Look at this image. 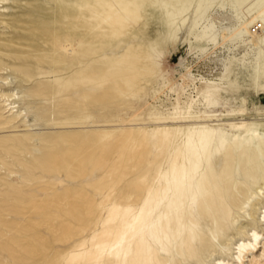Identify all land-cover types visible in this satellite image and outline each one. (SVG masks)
I'll return each mask as SVG.
<instances>
[{
  "label": "rangeland",
  "instance_id": "1",
  "mask_svg": "<svg viewBox=\"0 0 264 264\" xmlns=\"http://www.w3.org/2000/svg\"><path fill=\"white\" fill-rule=\"evenodd\" d=\"M60 1L0 3L9 23L0 24V93L12 94L15 106L7 112L0 99V123L23 111L0 124V264H159L135 251L130 231L126 261L112 253V225L117 233L132 225L129 218L123 223L133 208L121 196L140 189L145 167L150 182L159 180V166V175L165 173L167 161L160 163L156 151L161 142L181 145L187 131L208 120L228 140L248 141L264 122V36L249 33L264 25V1L184 0L183 8L174 3L171 19L166 12L175 0L149 5L140 29L126 27L119 38L99 29L110 40L100 53L88 50L80 34L58 27ZM45 23L51 32L33 37L28 28ZM135 36L142 55L126 66L124 44ZM50 59L61 61L59 68ZM21 135L23 148L15 139ZM263 206L258 203L257 214ZM235 231L236 237H224L229 250L209 247L206 260L212 264L223 254L239 264L234 243L241 233ZM261 233L245 264H264V225Z\"/></svg>",
  "mask_w": 264,
  "mask_h": 264
},
{
  "label": "bare ground",
  "instance_id": "2",
  "mask_svg": "<svg viewBox=\"0 0 264 264\" xmlns=\"http://www.w3.org/2000/svg\"><path fill=\"white\" fill-rule=\"evenodd\" d=\"M163 1L166 0H61L57 25L62 30L80 34L88 50L100 53L109 48L110 40L99 29H111L118 38L125 33L126 27L140 29L145 8L149 5L157 6ZM261 1L264 0H251L249 3L254 5ZM1 2L5 0H0ZM174 3L181 8L186 5L184 0L168 4V19H171L177 7ZM4 8V4L0 5V24L8 23ZM158 13L159 7H156L152 14ZM38 24L36 22L37 26ZM37 26L28 30L38 39L47 36L52 30L48 23ZM249 33L253 38H262L264 25L260 22L257 28L253 25ZM136 38L135 36L124 44L123 52L126 55L124 59L121 57V62L126 66L133 65L141 58L143 44L137 46ZM47 59L46 55L41 58L42 61ZM50 63L59 68L61 61L50 59ZM90 79L93 80V77ZM260 79L263 80L264 87V70L259 81ZM11 97L12 94L0 93L7 112L15 107L14 102L10 101ZM22 112L17 110L11 114L13 117H6L0 124L14 122ZM212 115L211 117L214 116ZM198 117L206 120V112H200ZM214 121L208 120L211 124L187 131L186 139L181 145L176 144L175 140L171 143L161 142L156 151L159 153L160 163L167 161L166 168H163V171L166 169L165 173L159 175L162 172V166H159L155 170L159 180L150 182L147 178L149 169L145 167L140 189L128 190L121 196L125 206L133 208L123 222L128 224L126 219H130L129 224L132 225L129 230L122 229L117 233L114 230L117 225H112V239L114 246H117L112 253L115 252L123 263L130 253L131 244L135 243V251H146L145 254H149L150 259L156 257L159 264H211L205 258L206 250L209 247H220L225 252L228 251L229 244L223 243L224 237H236L238 232L235 229L241 233L234 243L238 245L236 254L239 264H245L243 258L246 257V251H257L262 243L261 226L264 225V206L259 214L255 211L258 203L264 202V122L248 133L245 138L248 141H231L225 132L213 126ZM233 135L239 137L237 134ZM25 138V135L15 138L19 148L25 147ZM3 146L4 142L0 141V147ZM17 160L21 162L19 157ZM245 208L250 209L242 215L240 211ZM252 208L254 210L250 211ZM118 213L114 207L113 219L118 217ZM238 216L252 217L253 220L236 221ZM245 227L248 230L245 231ZM128 231L135 238L126 245L123 242ZM230 231L232 232L229 233ZM152 241L156 242L155 246ZM153 252L154 257L151 256ZM213 261L212 264H231L223 254L213 258ZM253 261L255 260L251 259ZM260 263L262 264V260Z\"/></svg>",
  "mask_w": 264,
  "mask_h": 264
}]
</instances>
